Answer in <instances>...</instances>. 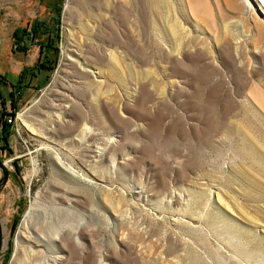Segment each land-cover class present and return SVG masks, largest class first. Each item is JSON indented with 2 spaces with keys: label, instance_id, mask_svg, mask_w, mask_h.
Instances as JSON below:
<instances>
[{
  "label": "rangeland",
  "instance_id": "1",
  "mask_svg": "<svg viewBox=\"0 0 264 264\" xmlns=\"http://www.w3.org/2000/svg\"><path fill=\"white\" fill-rule=\"evenodd\" d=\"M43 3L0 0V58L47 49L15 107L0 83V264L63 226L62 264H264V0Z\"/></svg>",
  "mask_w": 264,
  "mask_h": 264
},
{
  "label": "crops",
  "instance_id": "2",
  "mask_svg": "<svg viewBox=\"0 0 264 264\" xmlns=\"http://www.w3.org/2000/svg\"><path fill=\"white\" fill-rule=\"evenodd\" d=\"M39 2L41 7L45 0H39ZM18 44L25 46L27 51L25 52L16 50L15 44L11 41L9 43V56L0 58V83L7 84L8 92H12L14 96L19 94L20 91L24 89H32V85H36L38 79H40L43 74V70L39 69L35 63L39 61L44 55H47V49L45 45L39 46L36 49V46H33L31 39L29 42H23L22 44L20 41H18ZM30 50L31 52L29 53ZM35 50H37L36 54L34 52ZM26 55L27 58L28 56H31V60L28 61L26 59H22ZM24 66L27 68V72H24V74L19 76ZM28 80L29 86L27 88L26 85L28 84ZM0 96L5 98L1 91Z\"/></svg>",
  "mask_w": 264,
  "mask_h": 264
},
{
  "label": "bare ground",
  "instance_id": "3",
  "mask_svg": "<svg viewBox=\"0 0 264 264\" xmlns=\"http://www.w3.org/2000/svg\"><path fill=\"white\" fill-rule=\"evenodd\" d=\"M85 151L91 152L92 151V148L87 145V146H85ZM72 194L74 196V199H72V201L75 202V203L78 202V201H80L82 195H83V197H85V199L87 197H89L88 195H86V193H76V192H73ZM67 197L68 196H66L65 194H62L60 196L61 199H68ZM29 217H30V213H28L26 215V218H25L22 226L20 227V229L23 228L24 232L26 231V233H27L26 234L27 235L26 237L28 239H30L31 242L35 243L33 240L34 239H37V238L30 232L31 226H30V222H29L30 221L29 220ZM6 221H7V219H5L3 222L1 221V224L3 226V231H5L6 230V227H7L6 226ZM24 232H20V233H24ZM48 238H50L52 241H56L58 243L59 248L61 249V252L63 253V256L49 258V259H51L50 260L51 262L50 261L48 262L47 261V257H45V259L42 260L39 257L37 258L36 255H31V257L27 260L26 264H62V262L65 259L66 252L68 251L67 248L68 247H71V245L77 243V234L74 233L73 229H71L70 227H64L63 226L61 232H59L58 234H55L53 237H48ZM39 242L40 241H38V243H36V244H39ZM43 261H45V263ZM16 262H17V257L14 256V259L12 261V264H17Z\"/></svg>",
  "mask_w": 264,
  "mask_h": 264
},
{
  "label": "trees",
  "instance_id": "4",
  "mask_svg": "<svg viewBox=\"0 0 264 264\" xmlns=\"http://www.w3.org/2000/svg\"><path fill=\"white\" fill-rule=\"evenodd\" d=\"M39 26H35V28H33L32 30L35 32L36 29L38 28ZM34 34V33H33ZM15 44V49L16 50H19V51H27V48L23 45H20L18 44V40H16L14 42ZM43 67H47L45 64H39V69H42ZM26 71V68H24L22 70V72L24 73ZM21 72V73H22ZM10 96H11V103H12V106L15 107L14 105V102H15V98L13 97L14 95L12 94V92L10 93ZM3 104H4V101H2ZM2 121V125L0 126V141L3 140L5 143L7 142V136L9 134V127L10 125H8L5 120H1Z\"/></svg>",
  "mask_w": 264,
  "mask_h": 264
},
{
  "label": "water",
  "instance_id": "5",
  "mask_svg": "<svg viewBox=\"0 0 264 264\" xmlns=\"http://www.w3.org/2000/svg\"><path fill=\"white\" fill-rule=\"evenodd\" d=\"M0 168L2 170V177H0V189H1V187L6 182L8 175H9V172L5 166V163L1 159H0ZM13 228H14V223L12 224V226L10 228V232H12ZM2 233H3V226H2L1 220H0V249H1V246L3 244Z\"/></svg>",
  "mask_w": 264,
  "mask_h": 264
},
{
  "label": "built area",
  "instance_id": "6",
  "mask_svg": "<svg viewBox=\"0 0 264 264\" xmlns=\"http://www.w3.org/2000/svg\"><path fill=\"white\" fill-rule=\"evenodd\" d=\"M1 112H3V117L5 122L12 126L15 124L16 122V112L14 113L13 111H11L10 109L5 110V108L0 110Z\"/></svg>",
  "mask_w": 264,
  "mask_h": 264
},
{
  "label": "flooded vegetation",
  "instance_id": "7",
  "mask_svg": "<svg viewBox=\"0 0 264 264\" xmlns=\"http://www.w3.org/2000/svg\"><path fill=\"white\" fill-rule=\"evenodd\" d=\"M10 104L12 105L11 100H10ZM3 108H5L4 105L0 108V110L3 109ZM1 120H4V117H3V112L0 111V126L2 125V121Z\"/></svg>",
  "mask_w": 264,
  "mask_h": 264
}]
</instances>
